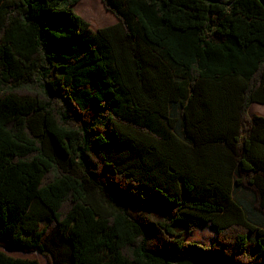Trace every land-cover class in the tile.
Returning a JSON list of instances; mask_svg holds the SVG:
<instances>
[{
	"label": "trees",
	"instance_id": "trees-1",
	"mask_svg": "<svg viewBox=\"0 0 264 264\" xmlns=\"http://www.w3.org/2000/svg\"><path fill=\"white\" fill-rule=\"evenodd\" d=\"M79 1L0 0V247L264 264L234 196L264 217V116L247 115L264 104V0H102L117 21L97 30ZM208 225L209 246L187 239Z\"/></svg>",
	"mask_w": 264,
	"mask_h": 264
},
{
	"label": "rangeland",
	"instance_id": "rangeland-1",
	"mask_svg": "<svg viewBox=\"0 0 264 264\" xmlns=\"http://www.w3.org/2000/svg\"><path fill=\"white\" fill-rule=\"evenodd\" d=\"M99 5V10L95 12L93 2L91 0H80L75 5H73L74 11L80 15L83 19H85L93 30H97L100 27L107 26L113 24L117 21L116 17L105 9L102 0H94ZM91 11V15L89 13ZM263 114L264 115V105L262 104H250L247 110V115L252 117L254 114ZM235 198L244 199L249 204H254V195L252 191L247 189L238 190L236 189L234 192ZM216 238V231L211 226H205L198 228L191 232V234L187 237L189 241L195 242L201 245L209 246ZM0 250L7 252L10 255L16 257H29V258H36L40 261L41 264H51L50 256L39 252V251H32V252H23V251H10L3 247H0Z\"/></svg>",
	"mask_w": 264,
	"mask_h": 264
},
{
	"label": "crops",
	"instance_id": "crops-1",
	"mask_svg": "<svg viewBox=\"0 0 264 264\" xmlns=\"http://www.w3.org/2000/svg\"><path fill=\"white\" fill-rule=\"evenodd\" d=\"M256 102H253L251 104H255ZM260 104V103H258ZM264 105V104H262ZM254 115H258V116H264L263 114H254ZM238 190H242L243 188L242 187H238L237 188ZM240 203L243 204L244 208H246V210H248V216L250 218V220L256 225V226H259V227H264V217L262 214H260L255 208H254V204H249L246 200L244 199H237Z\"/></svg>",
	"mask_w": 264,
	"mask_h": 264
}]
</instances>
